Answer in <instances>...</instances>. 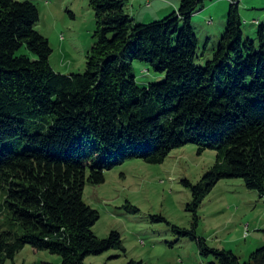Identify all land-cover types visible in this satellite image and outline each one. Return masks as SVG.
Returning a JSON list of instances; mask_svg holds the SVG:
<instances>
[{"label":"trees","instance_id":"obj_1","mask_svg":"<svg viewBox=\"0 0 264 264\" xmlns=\"http://www.w3.org/2000/svg\"><path fill=\"white\" fill-rule=\"evenodd\" d=\"M208 1L179 0L177 12L137 24L125 0H91L97 30L86 71L64 75L36 30L37 6L0 0V264L26 246L61 264L126 252L118 232L95 235L100 214L84 200L87 183H104L105 172L130 159L162 164L187 144L217 153L203 182H184L196 221L221 180L242 179L264 197V27L258 44L245 38L233 0L213 59L199 66L192 17ZM136 61L165 79L139 85ZM195 231L183 234L197 239ZM199 245L221 264H264V246L241 263Z\"/></svg>","mask_w":264,"mask_h":264},{"label":"rangeland","instance_id":"obj_2","mask_svg":"<svg viewBox=\"0 0 264 264\" xmlns=\"http://www.w3.org/2000/svg\"><path fill=\"white\" fill-rule=\"evenodd\" d=\"M37 6L40 21L36 30L53 49L50 64L60 74H83L88 55L96 43L97 20L91 0H29ZM125 12L137 24L160 21L179 9V0H125ZM239 4L245 38L259 43L264 27V0H235ZM233 0H212L192 17L199 40L197 64L206 66L213 59L227 29ZM264 29V28H263ZM141 86L157 84L165 75L150 66L134 62ZM217 153L202 154L198 146L187 144L175 149L162 164L130 159L105 172V182L87 183L85 202L100 214L93 228L98 238L118 232L126 252L110 250L89 256L85 264H221L207 249L230 251L241 263L264 246V197L248 189L242 179H224L217 183L198 209V220L188 211L192 192L185 181L203 182L215 166ZM131 208H130V207ZM137 212H134V209ZM163 218L164 220H161ZM196 230V238L184 231ZM62 259L26 246L14 261L6 264H61Z\"/></svg>","mask_w":264,"mask_h":264}]
</instances>
